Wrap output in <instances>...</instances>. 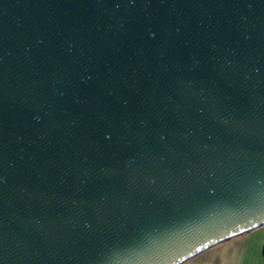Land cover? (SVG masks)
Here are the masks:
<instances>
[{
	"label": "water",
	"instance_id": "obj_1",
	"mask_svg": "<svg viewBox=\"0 0 264 264\" xmlns=\"http://www.w3.org/2000/svg\"><path fill=\"white\" fill-rule=\"evenodd\" d=\"M264 226V0H0V264H180Z\"/></svg>",
	"mask_w": 264,
	"mask_h": 264
},
{
	"label": "crops",
	"instance_id": "obj_2",
	"mask_svg": "<svg viewBox=\"0 0 264 264\" xmlns=\"http://www.w3.org/2000/svg\"><path fill=\"white\" fill-rule=\"evenodd\" d=\"M264 226L234 236L180 264H264Z\"/></svg>",
	"mask_w": 264,
	"mask_h": 264
},
{
	"label": "trees",
	"instance_id": "obj_3",
	"mask_svg": "<svg viewBox=\"0 0 264 264\" xmlns=\"http://www.w3.org/2000/svg\"><path fill=\"white\" fill-rule=\"evenodd\" d=\"M263 256H264V248H263Z\"/></svg>",
	"mask_w": 264,
	"mask_h": 264
}]
</instances>
